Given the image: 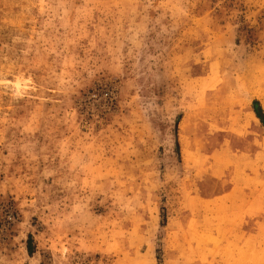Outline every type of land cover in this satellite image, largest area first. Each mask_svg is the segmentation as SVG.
<instances>
[{"label": "rangeland", "instance_id": "obj_1", "mask_svg": "<svg viewBox=\"0 0 264 264\" xmlns=\"http://www.w3.org/2000/svg\"><path fill=\"white\" fill-rule=\"evenodd\" d=\"M256 107L264 0H0V264H264Z\"/></svg>", "mask_w": 264, "mask_h": 264}, {"label": "trees", "instance_id": "obj_2", "mask_svg": "<svg viewBox=\"0 0 264 264\" xmlns=\"http://www.w3.org/2000/svg\"><path fill=\"white\" fill-rule=\"evenodd\" d=\"M257 105V103H254ZM255 115L256 117L260 120L261 124L264 126V115L262 114V111L260 110V108L256 107L254 109Z\"/></svg>", "mask_w": 264, "mask_h": 264}]
</instances>
